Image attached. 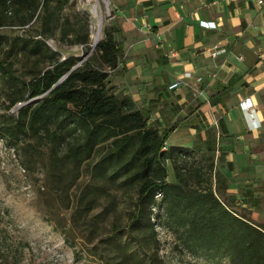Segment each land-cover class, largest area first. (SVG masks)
I'll list each match as a JSON object with an SVG mask.
<instances>
[{
    "label": "trees",
    "instance_id": "1",
    "mask_svg": "<svg viewBox=\"0 0 264 264\" xmlns=\"http://www.w3.org/2000/svg\"><path fill=\"white\" fill-rule=\"evenodd\" d=\"M4 24L27 26L21 33L0 32L4 108L21 102L14 113H0V140L27 155L44 148L51 177L62 163L70 165L72 178H55L54 189L84 179L70 214L81 225H93L98 217L103 224L120 202L126 204L124 223L112 221L89 249L101 264H164L158 226L170 234L176 254L210 263L264 264V226L226 201L215 131L208 129L205 140L191 147H165L171 126L149 124L132 98L108 80L121 53L114 26L102 25L81 57L46 42L54 37L61 44L87 45L88 17L72 0H0ZM102 201L103 211L88 216Z\"/></svg>",
    "mask_w": 264,
    "mask_h": 264
},
{
    "label": "crops",
    "instance_id": "2",
    "mask_svg": "<svg viewBox=\"0 0 264 264\" xmlns=\"http://www.w3.org/2000/svg\"><path fill=\"white\" fill-rule=\"evenodd\" d=\"M111 3L121 53L110 83L149 124L171 126L165 147H191L215 131L225 196L249 203V218L264 224V209L249 198L255 186L264 189V0ZM213 42L225 51L210 55Z\"/></svg>",
    "mask_w": 264,
    "mask_h": 264
},
{
    "label": "rangeland",
    "instance_id": "3",
    "mask_svg": "<svg viewBox=\"0 0 264 264\" xmlns=\"http://www.w3.org/2000/svg\"><path fill=\"white\" fill-rule=\"evenodd\" d=\"M93 4L95 0H89ZM98 0L101 9V26L111 24V0ZM90 4L86 0H72V6L88 17L89 35L87 45L61 44L54 37L46 38L47 44L61 51L62 54L85 56L91 49L90 31L94 19L90 15ZM107 9V11H106ZM31 27H36L35 21ZM25 25L4 24L0 32L6 34L21 33ZM100 36V34H99ZM7 99L0 88V113H14L17 101L8 109L4 108ZM46 150L41 148L37 153L26 154L23 150H12L0 140V264H101L97 254L89 249L97 243V238L108 233L110 223L122 225L125 221L126 204L120 202L117 213H111L105 222L93 225H81L76 219H71L74 199L78 187L84 179L81 177L73 182H66L62 189H54V179L61 178L65 182L70 165L62 163L56 176H49L46 160ZM218 152L215 153L217 157ZM168 173L169 167L167 166ZM254 196L249 198L258 202V208L264 209V189L253 188ZM256 195V196H255ZM226 197V196H225ZM226 201L238 213L250 217L249 203L245 207L233 205ZM104 201L96 204L91 214L103 211ZM254 210H257L255 207ZM264 211H260L263 213ZM253 220V219H252ZM255 221V220H254ZM264 226L263 223L255 221ZM160 242L159 254L164 264H228L225 260L218 263L205 262L189 255L176 254L171 246V236L162 227H156ZM96 253V250H95Z\"/></svg>",
    "mask_w": 264,
    "mask_h": 264
},
{
    "label": "bare ground",
    "instance_id": "4",
    "mask_svg": "<svg viewBox=\"0 0 264 264\" xmlns=\"http://www.w3.org/2000/svg\"><path fill=\"white\" fill-rule=\"evenodd\" d=\"M89 0H86V2H88ZM105 3H107L106 0H103ZM90 11H91V15L94 19V24L91 27V31H90V37H91V44H93L97 38L99 37L100 34V26H101V10L93 3L90 4ZM107 11V9H106Z\"/></svg>",
    "mask_w": 264,
    "mask_h": 264
},
{
    "label": "built area",
    "instance_id": "5",
    "mask_svg": "<svg viewBox=\"0 0 264 264\" xmlns=\"http://www.w3.org/2000/svg\"><path fill=\"white\" fill-rule=\"evenodd\" d=\"M259 2H261V0H259ZM86 3H89V4H90V1H88V2H86ZM104 3H105V2H104ZM94 4L100 9L99 4H98V0H95ZM88 10H89V13H90V15H91V11H90V9H88ZM100 10H101V9H100ZM91 16H92V15H91ZM206 50L209 52L210 55H212V56H216V55H218L219 53L224 52V51H225V47L222 46L221 44H219L218 42H213L212 44H210V45L207 47ZM188 74H189V73H186V75H188ZM197 79L200 80L201 77H198ZM178 81H180V80H177V81L173 82V83L170 84L169 86H170V87H171V86H174L175 84L178 83ZM244 107H246V105H245ZM216 152H218V150H217Z\"/></svg>",
    "mask_w": 264,
    "mask_h": 264
},
{
    "label": "water",
    "instance_id": "6",
    "mask_svg": "<svg viewBox=\"0 0 264 264\" xmlns=\"http://www.w3.org/2000/svg\"><path fill=\"white\" fill-rule=\"evenodd\" d=\"M96 42V41H95ZM95 42L92 44V46L95 44ZM73 67V66H72Z\"/></svg>",
    "mask_w": 264,
    "mask_h": 264
}]
</instances>
